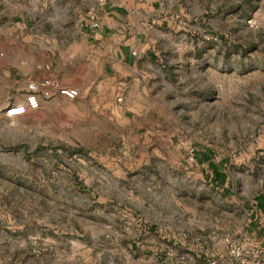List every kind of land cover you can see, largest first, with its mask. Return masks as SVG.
<instances>
[{
	"label": "rangeland",
	"instance_id": "rangeland-1",
	"mask_svg": "<svg viewBox=\"0 0 264 264\" xmlns=\"http://www.w3.org/2000/svg\"><path fill=\"white\" fill-rule=\"evenodd\" d=\"M172 2L184 58L146 111L99 116V157L17 140L0 104V264H228L224 239L264 260V0ZM31 4L9 0L0 37L36 36Z\"/></svg>",
	"mask_w": 264,
	"mask_h": 264
},
{
	"label": "crops",
	"instance_id": "crops-1",
	"mask_svg": "<svg viewBox=\"0 0 264 264\" xmlns=\"http://www.w3.org/2000/svg\"><path fill=\"white\" fill-rule=\"evenodd\" d=\"M29 1L20 0L24 7ZM44 1L31 4L30 26L37 27L36 36H23L20 43L0 37L8 94L0 104L14 102L6 123L14 126L17 140H83L85 155L99 157L91 144L99 141V116L127 123L129 113L146 111L152 94L167 91L169 61L178 65L184 58L174 37L183 28V10L172 0H49L45 17ZM8 6L9 0H0L1 29L8 24ZM89 7L99 24L95 29L85 18ZM56 87L74 88L78 95L66 100ZM28 92L37 94V110L25 106ZM79 133L84 137H77ZM255 229L254 240L264 255V234Z\"/></svg>",
	"mask_w": 264,
	"mask_h": 264
},
{
	"label": "built area",
	"instance_id": "built-area-1",
	"mask_svg": "<svg viewBox=\"0 0 264 264\" xmlns=\"http://www.w3.org/2000/svg\"><path fill=\"white\" fill-rule=\"evenodd\" d=\"M86 1L91 3H99V4L105 2V0H86ZM85 18L88 20L89 25L92 29H95L99 26L93 7H89L86 10ZM55 89L57 91V94L66 100H73L78 95L77 90L74 88L56 87ZM117 101L119 100L117 99ZM24 103L27 109L31 111L37 110V108L39 107V99L37 94L35 92L26 93L24 96ZM224 243H225L226 254L228 255L229 259L235 262L236 264H264V260H258V259L248 262L241 246L233 242H230L228 239H224ZM252 254L255 258H257L259 251L252 250ZM206 264H217V261H209Z\"/></svg>",
	"mask_w": 264,
	"mask_h": 264
},
{
	"label": "trees",
	"instance_id": "trees-1",
	"mask_svg": "<svg viewBox=\"0 0 264 264\" xmlns=\"http://www.w3.org/2000/svg\"><path fill=\"white\" fill-rule=\"evenodd\" d=\"M206 160L208 159L207 157H204ZM215 173V172H214ZM215 179H217L219 182H222L223 176L220 174H215ZM256 206L259 207L262 211H264V200L263 197L258 195L256 198Z\"/></svg>",
	"mask_w": 264,
	"mask_h": 264
}]
</instances>
